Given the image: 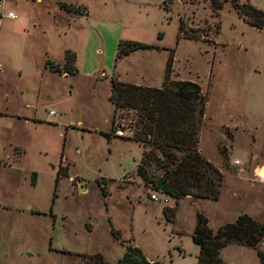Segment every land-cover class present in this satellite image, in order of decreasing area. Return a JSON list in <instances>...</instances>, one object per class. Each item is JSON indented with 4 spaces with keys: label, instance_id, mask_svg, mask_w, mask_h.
<instances>
[{
    "label": "rangeland",
    "instance_id": "1",
    "mask_svg": "<svg viewBox=\"0 0 264 264\" xmlns=\"http://www.w3.org/2000/svg\"><path fill=\"white\" fill-rule=\"evenodd\" d=\"M214 1L216 11L208 0H0V112L35 118L0 117V264H92L93 253L112 264L125 243L158 264H194V211L211 230L239 214L263 224L264 21L254 29L229 0ZM237 3L264 11V0ZM72 17L66 39L92 76L40 69L42 51L54 59L58 50L47 37L50 26ZM31 19L37 27L28 26ZM126 41L155 49L113 61L115 44ZM168 53V79L191 81L204 95L195 147L221 176L215 200L182 197L171 222L160 214L171 200L164 203L135 174L142 148L126 139L132 111L112 113L106 99L110 77L159 87ZM5 57L11 63L24 58L33 69L17 74ZM111 114L122 136L106 140L99 133L108 131ZM12 146L13 154L22 153L11 157ZM144 169L153 182L159 178L152 162ZM254 248L264 256V246ZM252 251L230 245L217 256L225 264H258Z\"/></svg>",
    "mask_w": 264,
    "mask_h": 264
},
{
    "label": "trees",
    "instance_id": "2",
    "mask_svg": "<svg viewBox=\"0 0 264 264\" xmlns=\"http://www.w3.org/2000/svg\"><path fill=\"white\" fill-rule=\"evenodd\" d=\"M209 7L216 11L219 4L208 0ZM234 13L246 24L259 29L264 21V11L252 8L248 4H238L237 0H229ZM58 7L69 11V5L58 3ZM176 32H180L177 24ZM158 38V37H156ZM178 38L174 37V41ZM121 46V47H120ZM155 49V47L138 42H122L115 44L113 61L134 50ZM73 56L70 52L62 54L60 67L44 61V66L52 72L64 74L74 73ZM171 55L165 57L159 87L139 86L108 78L106 99L116 109L130 110L133 113L132 133L130 138L139 143L142 150L135 174L149 190H158L160 194L172 201V207H161L160 214L164 221L171 222L178 199L188 196L191 199L215 200L221 176L196 150L197 127L202 116L205 102L204 95L196 84L186 80H169ZM111 114L107 132L99 133L104 139L113 136L119 127ZM59 162V160H58ZM152 162L159 171L156 181L150 180L144 167ZM58 168V167H57ZM57 168L53 176V186L57 178ZM100 194L103 195L102 190ZM53 198L51 193L50 204ZM48 214H50L48 210ZM109 233L116 238L115 231ZM263 235L262 224L255 222L245 214H239L231 222L218 225L213 230L206 226V219L197 211L193 213V223L189 235L190 242L196 247L194 264H225L217 254L227 244H235L252 249L258 264L264 256L254 248ZM92 264H107L97 253L89 255ZM112 264H158L156 261L144 259L140 251L127 243L123 244V252Z\"/></svg>",
    "mask_w": 264,
    "mask_h": 264
},
{
    "label": "crops",
    "instance_id": "3",
    "mask_svg": "<svg viewBox=\"0 0 264 264\" xmlns=\"http://www.w3.org/2000/svg\"><path fill=\"white\" fill-rule=\"evenodd\" d=\"M58 3H61V2H58ZM56 9V8H55ZM74 17H76V16H74ZM74 17H72L70 20H68V23L67 24H65V25H61V24H57V22H55V24H53L52 26H50V28H49V32H48V34H47V37H49V39H54V40H56L57 42V45H58V50H57V53H56V56H55V58L54 59H52L51 57H50V55H49V53H47L46 51H42V55H43V57H42V63H41V66H40V69H42V71H46L47 73H52V74H56V75H65V76H67L68 74H64V73H58V72H52V71H49L45 66H44V61H47V62H49V63H51V64H53V65H56L57 67H60L61 66V64H62V54H63V52L64 51H68V52H70L71 54H72V56H73V60H72V66H73V68H74V73H72V74H75L76 72H78L79 70H82V72H83V74H85V75H89V74H91V76H92V73L90 72H88L87 70H89L87 67H86V65H84L83 66V63H82V61H81V58H78V54H79V49L77 50L75 47H73V46H71L69 43H68V41H67V39H66V33H67V27H68V24H69V22H71V20L74 18ZM7 18V17H6ZM50 18L51 19H53V17L52 16H50ZM8 19H10V18H8ZM13 19V18H12ZM35 22H36V19H31L30 21H29V23H28V26H30L31 28L32 27H37V25L35 24ZM32 24H34V25H32ZM40 34L44 37V38H46V33L45 34H43L42 32H40ZM122 58V57H121ZM5 60H6V66L8 65V67H11V68H13V70H15L16 71V73L18 74V73H20V71L21 70H25V71H28V72H30L33 68L31 67L32 65H31V63H29V61H27V60H25L24 58H21V60L20 61H18V60H16L14 63H11L10 61H9V59L7 58V57H5ZM117 60V59H116ZM115 60V61H116ZM117 62V61H116ZM29 66L31 67V68H29ZM114 67V66H113ZM72 74H69V75H72ZM114 76H115V74H114ZM28 90V89H27ZM32 90H28L27 91V95H28V92H31ZM24 92H26V89H24ZM18 93H20V91H18ZM3 116H9V117H11V118H14V119H16V120H19V121H21V122H24V123H33L34 121H35V118H34V116L32 115V114H30V113H21V112H18V113H8L7 111H5L4 109L0 112V117H3ZM65 129V128H64ZM116 137V136H115ZM116 138H118V137H116ZM119 139V138H118ZM128 142H130V141H128ZM16 148V146H12L11 148H10V151H11V149L12 148ZM18 149V151L15 153V154H13L12 152L14 151H11V157H13V155H15V157H17V156H19L22 152H21V150H19V148H17ZM7 159V158H6ZM4 160H5V158H4ZM8 161V160H7ZM3 163H5V161L4 162H2L1 161V164L2 165H4ZM261 168H264V166L263 167H261ZM84 188V187H83ZM158 193V192H157ZM159 195H161V196H163L165 199H164V203H168V200H171V199H169L168 197H166V196H164V195H162V194H160V193H158ZM172 202V201H171ZM206 226H207V224H206ZM208 227V226H207ZM230 245H234V246H238V245H235V244H227V245H225V246H223L222 248H224V247H226V246H230ZM222 248H220L219 250H221ZM248 249V248H247ZM219 250H218V252H219ZM249 250H252V249H249ZM253 252V254H254V251H252Z\"/></svg>",
    "mask_w": 264,
    "mask_h": 264
},
{
    "label": "built area",
    "instance_id": "4",
    "mask_svg": "<svg viewBox=\"0 0 264 264\" xmlns=\"http://www.w3.org/2000/svg\"><path fill=\"white\" fill-rule=\"evenodd\" d=\"M9 13H10V12H7V13L5 14V16H6L7 18H10V19L14 18V17H12V16H9ZM47 114H51V112H50V111H47ZM115 123H116V122H115ZM116 124H117V123H116ZM117 125L119 126L120 124H117ZM113 136H116V137H120V136H122L121 131L119 130L118 127H116L115 130L113 131ZM149 198H150V199H153V196H152V195H149ZM262 229L264 230V222H263V224H262ZM257 244L260 245V246H264V237H263V236L260 237V239L258 240Z\"/></svg>",
    "mask_w": 264,
    "mask_h": 264
},
{
    "label": "water",
    "instance_id": "5",
    "mask_svg": "<svg viewBox=\"0 0 264 264\" xmlns=\"http://www.w3.org/2000/svg\"><path fill=\"white\" fill-rule=\"evenodd\" d=\"M260 170H261V167L258 169V171H260ZM77 189H78L79 191H82V190H83V185H82V183L77 182ZM160 189H161V184L159 185L157 191L160 192Z\"/></svg>",
    "mask_w": 264,
    "mask_h": 264
},
{
    "label": "clouds",
    "instance_id": "6",
    "mask_svg": "<svg viewBox=\"0 0 264 264\" xmlns=\"http://www.w3.org/2000/svg\"><path fill=\"white\" fill-rule=\"evenodd\" d=\"M9 16L14 17L15 16V13H9Z\"/></svg>",
    "mask_w": 264,
    "mask_h": 264
},
{
    "label": "bare ground",
    "instance_id": "7",
    "mask_svg": "<svg viewBox=\"0 0 264 264\" xmlns=\"http://www.w3.org/2000/svg\"><path fill=\"white\" fill-rule=\"evenodd\" d=\"M260 177L263 178L264 176H261V175H260Z\"/></svg>",
    "mask_w": 264,
    "mask_h": 264
}]
</instances>
